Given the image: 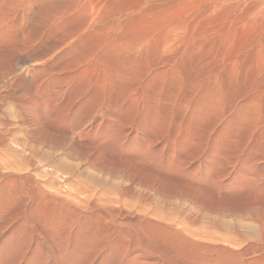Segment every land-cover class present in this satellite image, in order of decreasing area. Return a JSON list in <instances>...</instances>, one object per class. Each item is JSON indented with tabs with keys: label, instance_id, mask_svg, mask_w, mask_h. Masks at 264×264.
<instances>
[{
	"label": "bare ground",
	"instance_id": "1",
	"mask_svg": "<svg viewBox=\"0 0 264 264\" xmlns=\"http://www.w3.org/2000/svg\"><path fill=\"white\" fill-rule=\"evenodd\" d=\"M194 1L196 0H156V2L153 0H0V153L2 151L7 156L9 155L6 157L9 160L11 156L21 161L20 167H23V164L25 166V169L22 168L23 173L26 171L32 172L36 168L42 167L48 173L47 176L49 174L58 176L61 166L63 167V164L68 163L67 159H62V157L61 159L66 161L65 163L62 164L61 159L57 160L60 153L67 155L66 157L70 156L80 160L81 164H90L94 171L96 170L99 174L101 173L112 180H120L113 183L108 179L111 181L110 184L112 185L110 186L114 188L119 200L123 197H136L141 201H147V203L139 202L145 205L148 204L147 206L150 205L151 208L148 207L147 209V206L143 210L140 208L141 206H139L140 209L138 208L146 212L157 207L160 212L153 211L156 215L152 213V217L156 216L157 218L159 214H161L159 217H164L163 212L168 210V212H174L177 217L183 219L182 222L184 221L192 227L202 223L204 225V222L209 220L207 217L212 214L225 218L250 220L252 223L246 224L248 227L251 224L248 231H240L237 227L234 230L239 238L238 240H243L249 250L251 248V250L261 248L258 252L254 251L252 256L251 250H248L250 255L248 258H245L248 254L246 250L244 251L247 254L244 256L241 252L230 253L226 249H219L217 246V249H213L212 245L206 244L209 247L211 246V249H209L201 245L200 241L198 243L190 239L192 236L185 235L187 233H184L185 229L182 231L177 229L176 227L180 226L179 223H177L179 226L177 224L174 226V222L171 225H169V222L168 225L162 223L165 220L162 217L159 218L162 222L158 219L155 221V218L150 217L154 220L151 222L150 220L147 221L144 215L143 218H146L145 223H137L136 220L138 226L132 228L128 224H132V222H126L125 220L127 224L120 223L119 228H116L112 226L110 220L114 215L121 214V212L119 209L118 212L117 207L113 205L110 206L111 208L112 206L115 207L112 208L113 210H110L109 207L108 212H106L107 215L100 216L101 220L99 222L103 221L104 226L100 228L102 223H98L99 225L97 224V227H95V224H92L100 219L95 217L96 215L83 219V221L76 216L77 214L72 217L73 213L71 212L72 214L68 215L71 208L68 209L69 204L66 200H70L71 194L69 198H67L69 195L64 196L67 193L61 195L66 200L53 195L47 201H34L33 196L37 194L38 190L44 189V185L36 183V177L27 175L28 181L36 186L31 185L32 187L28 186L31 189L23 190L24 184L21 186V179H17L14 175L10 176L8 181H4L6 175L3 172L8 171L4 168L3 172L0 173V205L5 207L8 204H17L20 200L21 203L26 196L29 199L32 198L33 202L30 204L29 209L31 210L35 206L32 209L33 216H38L39 220L42 217L45 222L47 220L53 223L56 222L57 227H59L58 233L55 234L54 232L55 237L51 236L52 233H49V235L51 234L52 240L57 241L54 244L58 246L56 248H58L60 259L63 262L66 259L68 260V256H66L68 244L66 243L69 239L65 242L66 234L64 233L66 229L65 226L62 227L61 222L66 221L68 216H71L69 220L74 226L79 223L75 222L74 219L76 218L83 223L78 224V229L75 227V233L78 234H76L75 239L72 240L70 237L75 251L72 255L68 254L70 258L72 256L76 260L80 259L79 261H81V258L86 261L94 253H101L104 257L108 255V261L104 264H264V165L258 169L259 162L262 163V160H264V73L261 74L260 72L259 82L255 84V81L258 80H256L255 70L253 71L254 61L252 57L254 55L249 58L247 56L249 52L243 54L248 59L237 56L244 50L243 45L247 47V42L245 43L242 39L246 38L247 40V37H251L250 35L253 34L255 35L252 36L254 40L252 38L248 39L255 42L257 36L256 33L250 32L252 33L250 34L247 32L253 29L250 26L251 29L244 28L245 31L247 30V34L249 33V36L241 39L244 44L241 42V46L238 42H235L234 38H238L239 35L236 36L238 29L234 30L233 27H229L227 19L221 20V16H216L214 13L215 9L219 8L216 6L218 0H216L214 6L216 8H214L212 16L215 19L219 17L220 21L216 23L217 19L210 20V27H206V23L205 27L201 25L202 30L199 27V31H201L197 35L198 31L196 30V33L195 29L199 26L198 22L205 14L210 13L212 6L210 4V9H205L203 14L198 15L196 8H199L201 3L200 0ZM197 2L200 3V6L194 8L198 4ZM205 2L209 1H204V4H206ZM220 4L222 3L220 2ZM228 4L232 5L230 2ZM237 4L234 8L238 7ZM222 5L221 7H223ZM230 5L227 6L230 7ZM189 8L191 10H188ZM234 8L228 9L229 11L231 9L236 11ZM238 8L237 10L240 9ZM191 11H197V13L192 12L194 14H191ZM187 12L190 14L188 15ZM221 12L222 10H220L219 15H227L226 11L224 14H221ZM245 13L243 14L244 17L248 14ZM227 17L233 19L231 14ZM244 17L243 19H245ZM240 19L242 17L237 20ZM249 21H247L248 24ZM211 22L216 24L213 26ZM236 22L238 24V21ZM230 23L234 24L233 21ZM239 23L243 24L244 22L240 21ZM194 31L200 39L196 38L197 40L192 41L196 36ZM251 43L249 42L248 48L252 46ZM263 45L264 43L259 48L261 49ZM241 49L243 50L241 51ZM239 50L240 52L237 53ZM256 50H258V47ZM234 53H237V55H234ZM258 62L260 64L262 60ZM147 121L161 124L159 130H165V134L161 133V135L157 130V132L149 133L146 138L144 137L142 147L150 150L151 146H161L158 154L153 155L152 150H150L151 156L153 155L154 159L163 154L170 161L160 160V165L157 163L158 166L146 165L148 169H144L145 166L141 168L137 164L140 162L146 163L147 160L144 162L142 160L148 158L147 154L150 153L144 151L143 156L146 158H136L139 162L136 161V166L139 167V169H136V166V168L133 167L134 163L130 162L132 160L129 161L128 155L126 156L128 160L124 158L123 154V157L115 156V148L117 149L116 145L122 142H124V145L126 144L132 131H135L133 128L135 124L139 127L137 130H140L146 126L144 124ZM150 128H152L151 125ZM2 155L4 156V154ZM140 158L142 157L140 156ZM3 159V157L0 158V165L5 166L7 161ZM153 159L152 162H154ZM197 159H200V162ZM12 160L13 158L11 162H13ZM116 160L120 162L117 161V163ZM195 160L199 164L201 163L196 167L200 166L201 172H206L205 174L214 187L225 180L232 179V184L242 191L241 201L237 198L238 200H236L239 203L228 204L225 199L224 203L214 204L212 202L214 198H208V193L212 191L213 186H211L212 188H203L202 184L199 186L198 183V185H194V182H191L195 187L190 186L191 188L182 190L177 186L179 184L178 180L176 182L178 184H175L177 187L166 185L169 179L168 171H173L176 174L182 172L187 168L185 167L187 164L189 165L188 168L192 167ZM80 161L78 164L74 163L73 165L79 167L81 165ZM237 165H240L239 168ZM75 166L72 167L75 168ZM20 167L16 170H19ZM72 167L70 166V168ZM162 167L167 168L166 173L162 171L164 170ZM88 168L90 171V167ZM93 168L91 169L93 170ZM231 168L232 171L238 168V171L232 174ZM85 169L87 170V168ZM63 171H61V175ZM89 171L88 174L93 172L89 173ZM66 173L72 175L71 177L82 178V174L76 173L74 169L68 172L65 171ZM171 173L170 176H172ZM88 174L87 178H89ZM94 174L92 173L91 176ZM40 178H42L41 175ZM43 178L46 180L47 177ZM96 178L98 180L99 177ZM190 178L194 179L193 177ZM27 179L25 180L27 181ZM61 181L63 180L61 179ZM175 181L173 180V182ZM29 182L27 183L29 184ZM66 182L70 183L71 181ZM184 182L189 184V181L184 180ZM108 183L107 181L103 182L105 186L109 185ZM140 184L145 187L144 190L148 188L146 194L144 190H141V192L144 191L143 193H139V191L136 194L135 185L140 186ZM47 185H49V182ZM47 185L45 182V187ZM53 186V190L56 191L58 185L55 189ZM105 186L104 188H110ZM64 189L67 191V188ZM73 191L75 190L73 189ZM153 191L156 193H153ZM198 191L207 192L206 201L204 197L203 199L200 198L203 195ZM216 191L218 190L216 189ZM114 192H112L113 195ZM150 194L157 195V198L154 199L157 200V203L151 200ZM228 194L227 191V197H229L227 200H230ZM236 194L235 198L239 197V194L237 196ZM211 195L209 197L216 196V194ZM29 199L24 203L26 205L25 209L29 205ZM172 199H177V201L178 199H185L193 207H198L199 210L204 209L205 211L202 210V212L204 211L208 216L199 215L198 217L193 215V207H188V209L186 206H181L184 202L179 205V202L175 204L171 201ZM81 201H83L82 198L79 202L82 203ZM133 202H136V199ZM20 203L18 206L22 207ZM68 203H71V201ZM122 203L126 204V202ZM136 203L131 201V206H135ZM70 205L72 207V204ZM81 205H84V203ZM86 205L90 206L88 203ZM121 206L123 205L121 204ZM0 207L2 208V206ZM1 208L0 221L2 219L3 224L17 217L16 210H14V213L11 212L13 214L8 215L7 212L12 208L7 211L5 209L6 212ZM132 209L128 211L131 212ZM199 210L196 209L198 214L200 213ZM128 211L126 213H130ZM136 211L138 213L142 212L134 210V212ZM88 212L90 213V211ZM131 213L133 214V211ZM100 214L98 213V215ZM132 214V218H135V215ZM172 216H169V218L171 219ZM80 218H85V216ZM29 219L31 220L30 217ZM32 219L34 218L32 217ZM212 219L206 223L210 224L211 227H217L216 220L211 221ZM185 227H187V230L190 229L188 226ZM50 228L53 230L55 227L50 226ZM85 228L88 231L87 237L84 235ZM70 230L73 232L72 227ZM195 230L193 229V231ZM201 230L198 232L203 233V229ZM67 236L71 235L68 234ZM196 237H199V235ZM199 239L201 238L199 237ZM71 240H69L70 243ZM214 240L216 241V239ZM209 241L208 243H214L213 240ZM6 246L8 247L9 244ZM238 246L236 245L235 249H239L241 245ZM206 248L211 250L212 253H210L211 251L207 253ZM67 249L69 250V247ZM85 249L87 254L89 253L88 249H90V255L86 258L85 256L81 257ZM244 251L243 253H245ZM14 252L16 253L15 250ZM75 259L73 264L76 261ZM68 261L70 262V260ZM69 262L68 264H70Z\"/></svg>",
	"mask_w": 264,
	"mask_h": 264
},
{
	"label": "rangeland",
	"instance_id": "2",
	"mask_svg": "<svg viewBox=\"0 0 264 264\" xmlns=\"http://www.w3.org/2000/svg\"><path fill=\"white\" fill-rule=\"evenodd\" d=\"M153 1H155L156 2V0H153ZM197 1V0H196ZM196 1H194V2H196ZM204 1H206V0H200L199 2L201 3V6H200V3L199 2H197L198 4H196L197 6H194V8H196V7H199V8H196L197 9V11H198V15H201V14H203L204 13V11H205V9H207L208 10V8L210 9V7L212 6V8H211V11H210V13H208V14H205L204 16H203V18H204V20H203V18H201L200 19V21L198 22V24H199V26L195 29V31L197 30L198 31V33H197V31H196V33H197V35L199 34V32L202 30L201 28L202 27H200L201 25L202 26H204L205 27V25L207 24V26L206 27H210V20H216V23L217 22H219L220 20L216 17V19H215V17L213 18V14L215 13V15L216 16H221L220 18H221V20H228L227 21V23L230 25L229 27H233V29L234 30H237L236 32H238V33H236V36H237V34H239L238 35V38L236 37V38H234V41L235 42H238L240 45H241V42H242V44H244V41H245V43L247 42V47L245 46V45H243V47H244V50L243 49H241V53H239L240 52V50L239 51H237V53H239V55H237V53H234V55H237L238 57H245L246 59H248V57L249 58H251V56L252 55H254L252 58H253V64H254V68H253V71L255 70V75L257 76V78H256V80H258L259 78L258 77H260L259 75H261V74H263L264 72V64H262V63H264V51L263 52H260V51H262V50H264V45L263 46H261L262 48V50L259 48L260 47V45H262L263 43H264V0H239V1H235V0H229V1H227V0H225V1H219L218 0V2L215 0H208L209 2H205L206 4H204ZM233 1V2H232ZM163 2H166V1H163ZM217 2V3H216ZM220 2L223 4V3H227V4H220ZM232 3V5H230V4H228V3ZM239 2V3H238ZM207 3H208V5H207ZM213 3V4H212ZM215 3H216V6L217 7H219V8H217V9H215V11H214V8H216V7H214L215 6ZM237 4L238 5V7H239V5H241L239 8L241 9H239L238 7V9L239 10H237V8H234L236 5L235 4ZM241 3V4H240ZM253 5H252V4ZM210 4H211V6H210ZM218 4V5H217ZM245 4H247V5H245ZM193 5H194V3L192 4V9H193ZM220 5V6H219ZM221 5L223 6V7H221ZM230 5V7H228V6ZM234 5V6H233ZM249 5V6H248ZM210 6V7H209ZM225 6V7H224ZM227 6V7H226ZM253 6V7H252ZM205 7V8H204ZM223 8V9H221V8ZM231 7H233L234 9H236V11H234L233 9H231V10H233V12H231V10L229 11V9L231 8ZM247 7V8H246ZM258 7V8H257ZM263 7V8H262ZM203 8H204V10H203ZM227 8V9H226ZM229 8V9H228ZM244 8V9H243ZM253 8V10L251 11V9ZM195 9V10H196ZM198 9H200V10H198ZM226 9V10H225ZM188 10H191V8H189ZM202 10V11H201ZM219 10V11H218ZM220 10H222V12H221V14H224L225 13V11H226V13H227V15H219V13H220ZM228 10V11H227ZM244 10V11H243ZM197 11H195L196 13H197ZM213 11H214V13H213ZM241 11V12H240ZM261 11V12H260ZM190 12V11H189ZM192 12H194V11H191V14H194V13H192ZM199 12H201V13H199ZM237 14H236V13ZM240 12V13H239ZM244 12V13H243ZM245 12H247L248 14L244 17V15L243 14H246ZM228 13H230L231 14V17H233V19L232 18H230V17H227V16H230V14H228ZM232 13H233V15H232ZM239 13V14H238ZM255 13V14H254ZM262 13H263V15H262ZM183 14H185V13H183ZM187 14L189 15L190 13H188L187 12ZM237 16H236V15ZM252 14H254V15H252ZM260 15V16H259ZM212 16V17H211ZM236 16V17H235ZM223 17H224V19H223ZM235 17V18H234ZM242 17V19H240V20H237V19H239V18H241ZM243 17L246 19H243ZM251 17H253V18H251ZM259 17V18H258ZM208 18V19H207ZM210 18V19H209ZM230 18V19H229ZM249 18L251 19L250 21H252L253 23H254V25H253V23L252 22H250L249 21ZM254 19H255V21H254ZM257 19V20H256ZM231 20V21H230ZM202 21V22H201ZM204 21V22H203ZM206 21H209V22H206ZM234 22V24H232V23H230V22ZM236 21H238V24H237V22ZM240 21H243L244 23L242 24V23H239ZM247 21H249V24H248V22ZM256 21H258V22H256ZM246 22V23H245ZM201 23V24H200ZM204 23V24H203ZM206 23V24H205ZM215 22H214V24H216ZM251 23V24H250ZM197 24V25H198ZM214 24H213V22H211V25H213L214 26ZM258 24V25H257ZM243 25V26H242ZM245 25V26H244ZM247 25H248V27H247ZM257 25V26H256ZM260 25V26H259ZM240 26V27H239ZM256 31L257 30V32H255L253 29H251V27ZM199 27H200V31H199ZM235 27V28H234ZM238 27V28H237ZM250 27V28H249ZM251 29V30H249V31H247V32H252V33H256V36L257 37H255V42L253 41L254 39V37L252 38V36H255V35H253L252 33H250V34H252V35H250L251 37H247V36H249L248 34H247V32L245 31V29ZM239 29H241V31H239ZM260 29V30H259ZM244 30V31H243ZM261 30H263V31H261ZM195 31H194V33H195ZM243 31V32H242ZM254 31V32H253ZM260 32H261V34H260ZM196 33L194 34V35H196ZM242 33H243V35H242ZM246 33V34H245ZM246 36H245V35ZM197 35L193 38V40L192 41H195V40H197L198 38L200 39V37H197ZM241 36H243V37H241ZM244 37H247V40H246V38L245 39H242V38H244ZM197 38V39H196ZM240 38V39H239ZM248 38H252V39H248ZM238 39V40H237ZM244 40V41H242V40ZM260 40V41H259ZM251 41H253V43H251ZM249 42L252 44V46H251V44H250V46L251 47H249L248 48V45H249ZM261 42H263V43H261ZM256 43H259V44H256ZM261 43V44H260ZM256 46V45H258V46H254V45ZM242 46V45H241ZM258 47V50H256V48ZM242 48V47H241ZM253 49V50H252ZM251 51V52H250ZM254 51V52H253ZM256 51H258V52H260V53H257ZM249 52V55L247 54V56L246 55H244L243 56V54H246V53H248ZM251 53V54H250ZM253 53V54H252ZM257 53V54H256ZM241 54H242V56H241ZM259 54H261V55H259ZM256 55H257V57L259 58V60L261 61L262 60V63H260L259 64V62L257 63V61H259V60H257L258 58L256 57ZM261 56V57H260ZM255 58V59H254ZM261 58V59H260ZM256 67H258V68H256ZM260 69V70H259ZM262 69V70H261ZM252 71V72H253ZM260 72H261V74H260ZM258 82H259V80L258 81H255V84H258ZM153 123V122H152ZM151 123V121H147V123H145L144 125H146V126H144L142 129H140V130H137L139 127L137 126V124H135L134 125V130L135 131H132V134H131V136H129V138H128V140L126 141V144L124 145V142H122V143H120V144H118V145H116V147H117V149L115 148V156H117V157H123V155H124V158H126L127 159V155H128V158H129V161L130 160H132V161H130L131 163H134L133 164V167H135L136 166V164H137V159H145L146 157L145 156H143L144 155V151H145V153H146V151L149 153L150 152V150H152L151 152H153V155H155V154H158L159 152L158 151H160V148H161V146L160 147H157V145H155V146H151V148H150V150L149 149H146V148H143L142 147V145H143V140H145V138L147 137L146 135H148L149 133H151V132H160L159 134H165V130H159V127L161 126V124H159L158 122H156L154 125L156 126H154L153 124ZM158 124V125H157ZM150 125H151V127L152 128H150ZM153 125V126H152ZM158 126V127H157ZM155 129V130H154ZM157 130V131H156ZM144 132V133H143ZM135 133V134H134ZM138 135H137V134ZM161 134V135H162ZM133 135H135L134 137H133ZM142 136V137H140V136ZM137 136H139V137H137ZM145 137V138H144ZM134 140H135V143H134ZM130 142H133V143H130ZM140 145H139V144ZM136 144V145H135ZM138 146V147H137ZM140 146H141V148H140ZM124 147V148H123ZM134 147V148H133ZM126 148H127V151H126ZM129 148V149H128ZM137 148V149H136ZM153 148H154V150H153ZM146 149V150H145ZM162 149H163V147H162ZM135 150V151H134ZM137 150V151H136ZM131 151V152H130ZM136 153V154H133V153ZM142 152V153H141ZM151 152L149 153V154H147V156H148V158H146L145 160H142L143 162L144 161H146L147 160V162L145 163H142V162H140V163H142V164H140L139 162V164H137V166L139 165V167H141L142 168V166H145V167H143L144 169H148L147 168V166L146 165H157L158 166V164L160 165V160H165V161H170V159L167 157V156H165L164 157V155L163 154H161V156L160 155H158L157 156V158H154L153 159V155L151 156ZM162 152V151H161ZM160 152V153H161ZM4 154V156L2 155V154ZM1 156L4 158L3 160L5 161V159H6V161L8 162H11V159L13 158V162H11V163H7L6 162V167L5 166H3L2 164L0 165V168H2V169H0L1 171H0V173H2L3 172V170H4V168L5 169H7L8 171H4L3 172V174L4 175H6V177H5V180L4 181H8V178L10 177V176H16V178L18 179H21L20 181H21V186H23L22 184H24V186H23V190L24 189H28L29 187L28 186H34L35 184L34 183H32L31 181V183L28 181V179L26 178V177H28L29 175H32V177H36V180L38 181H36V183H38L39 185H41V184H43L42 186H43V188L44 189H40V190H38L37 191V194L36 195H34L35 197H37V198H35L34 196H33V199H34V201H36V200H45V201H47V200H49L51 197H53V195L54 196H57V197H60V198H64L65 200H66V196L67 195H69V196H67V198H69L70 197V194L72 195L69 199L70 200H66L67 201V204H69L68 205V209H70L69 210V212H68V215H71L72 213V217L74 216V215H76L79 219H81L82 221H83V219L85 220V219H88V217H90V216H94V215H96L95 217H98V218H100V219H98L97 220V222L96 223H93L92 225H94L95 224V227H97V224L99 223H102V225L100 224V228H102V226H104L103 224V221H101V222H99L100 220H101V215L103 216L104 214L105 215H107V213L106 212H108L107 210L109 209V207L111 206V205H113V206H116L117 208V210L119 209L120 210V212H121V214H117V215H114V217H112V219L110 220V219H108V220H110V222H112V226H115L116 228H119V225H120V223L122 224V223H126V222H132V224H130V223H128L132 228H134L133 226H138L137 225V223H140V222H142V223H145L146 222V220L147 221H157V219H158V221H161V219H159V218H163V222L162 223H165V224H167L168 225V222H169V225H171V223H173L174 222V226H176V224L177 223H179V225L181 226H179L178 224V226L180 227H176L177 229H180L181 231L182 230H186V231H184V233L185 232H187V233H185V235H187L188 237H191L190 239H192V240H194L195 242H198V241H200V244L201 245H203V246H205V247H207V248H209V249H211V246L209 247V246H207V245H212V248L213 249H217L216 248V246L219 248V249H226L227 251H229L230 253H233V252H241L244 256H245V258H248V256L250 257V255H249V252H248V250H249V247L246 245L245 246V243H244V241L243 240H238L239 238L237 237V235H236V232H235V230L234 229H236V227H237V229L238 230H240V231H248L249 230V228L251 227L250 225H249V227H248V225H246V224H248V223H252L250 220H248L247 221V219H232V218H230V217H222V216H219V215H216V214H212V215H210V217L208 216V214H206L204 211V209H198V207H193V205L192 204H189L190 202L189 201H187V200H185V199H178V201H177V199H172L171 201L172 202H175V204L176 203H178L179 202V205H181L183 202H184V204L183 205H181V206H186V208H191V207H193L192 208V213H194L193 215H197L198 217H199V215H201V216H205V217H207L209 220L210 219H212V216H214L213 217V219L211 220V221H215L216 220V222H217V227H211L210 226V224H208V223H206V222H208L209 220H207L206 222H204V225H203V223L202 224H200V225H196V226H189L188 224H186L184 221V223L181 221V220H183L182 218H179V217H177V215L174 213V212H168V210L167 211H165V212H163L164 213V217L163 216H160L159 217V215H161V214H159L158 216H157V218H156V216H154V214H155V212H153V211H157V212H160L159 211V209L157 208V207H155V208H152V209H150L151 207H150V205L149 206H147L148 204H142V203H147V201L146 202H144L143 200L141 201V199H137L136 197H123V198H121L120 200L117 198L118 196L115 194V190H114V188H112L110 185H112V184H110V182L112 181L113 183H115V182H118V181H120V180H118V179H109L108 177H106V176H104V175H102L101 173L99 174L96 170L94 171V168L90 165V164H86V163H82L81 164V161L80 160H77V159H74V158H72V157H70V156H68V157H66L67 155H65V154H62V153H57V154H59V156L57 157V160H60L61 159V157H62V159H67V162L70 164H68V163H65L66 161H63L62 159L60 160L61 162H62V164L63 163H65V164H67L68 165V167H67V165H65V164H63V167L61 166V170H59V172H58V174L60 175V177H59V175L58 176H56L55 174L53 175H51V174H49L48 176H47V174L48 173H46V170L44 169V168H42V167H40V168H36L35 169V171H32V172H27L26 170V172H22V170L23 169H25V166H24V164H23V167H20V164H22V162L21 161H19L17 158H14V157H11L10 156V160L9 159H7L6 157H8L4 152H2L1 151ZM117 153V154H116ZM128 153V154H127ZM131 153H132V156H131ZM123 154V155H122ZM126 154V155H125ZM183 155H184V152L182 153ZM64 155V156H63ZM151 157H150V156ZM0 156V158L2 159V157ZM130 156V157H129ZM134 156V157H133ZM140 156L142 157V158H140ZM138 157V158H137ZM144 157V158H143ZM71 158V159H70ZM137 158V159H136ZM153 159V161L154 162H152L151 160ZM164 158V159H163ZM15 159V160H14ZM74 160V162H73V160ZM150 159V160H149ZM18 160V162H20V163H18V162H16ZM69 160V161H68ZM128 160V159H127ZM134 160V161H133ZM151 162V163H148L149 161ZM199 162H200V159H197ZM197 160H195V162L193 163L194 165H192V167H189L188 168V164L185 166V167H187V168H185L184 169V171H182V172H178L177 174L175 173V172H173V171H165L167 168H164V167H162V169H164V170H162L163 172L165 171V173L167 172V174H168V176H169V179H168V182L170 181V177H171V181L168 183H166V185H170L169 187H177L178 186V188L180 187V189H182V190H184L185 188H191L190 186H194L195 184H199V186H201L200 184H202V187L203 188H212L211 186H213V188H212V191L210 192V193H208L209 194V196L211 195V193H212V195L211 196H213L214 194H216V196L214 197H209L208 196V194H206V193H204L205 191H198L200 194H202L203 196L202 197H200V198H202L203 199V197H204V199H205V201H206V197L208 196V198L209 199H211V198H219V200L221 199L222 201L220 202L219 200H217V198H216V200H214V199H212V202L215 204V203H224V200H225V202L227 203L228 202V204H237V203H239L237 200V198H239V200H240V198H241V193H242V191H241V189H237V186L236 185H234V184H232V179H230V180H225V181H223V183H219L218 185H216L215 187H214V185L210 182V179L208 178V176L205 174L206 172L205 171H203V172H201V170L199 169L200 168V166H198V167H196L198 164H199V162L197 161ZM79 161H80V166L78 167V165H73L74 163L75 164H78L79 163ZM120 162L119 160H116V162ZM137 161V162H136ZM264 160H262V163H260L259 162V165H258V169H260V167H262L263 165H264V162H263ZM14 162H16L15 164H13ZM117 162V163H118ZM136 162V163H135ZM162 162V161H161ZM156 163V164H155ZM158 163V164H157ZM7 164H9V166L12 168H10L9 166H7ZM19 164V165H18ZM145 164V165H144ZM15 165H17V166H15ZM87 167H86V166ZM199 165H201V163L199 164ZM3 166V167H2ZM70 166L72 167V166H75V168H70ZM136 166V167H137ZM238 166V168H239V166L240 165H237ZM15 167V168H14ZM20 167V169L18 170H16V168H19ZM83 167V168H82ZM88 167H90V171H89V168ZM135 167V168H136ZM139 167H137L136 169H139ZM149 167V166H148ZM264 167V166H263ZM23 168V169H22ZM80 168V169H79ZM85 168H87V170L85 169ZM91 168H93V170L91 169ZM238 168H236L235 170L233 169V171H232V168H231V172H232V174H234L235 172H237L238 171ZM10 169V170H9ZM44 169V170H43ZM64 171H63V170ZM72 169H74L75 171H76V173L78 172V173H80V174H82V178L81 177H77V176H75V177H71L72 175H69V174H65V171H70V170H72ZM197 169V170H196ZM199 169V170H198ZM256 169H257V167H256ZM11 170H14V171H17V172H11ZM43 170V171H42ZM81 170H83L82 172H79V171H81ZM186 170V171H185ZM194 170H195V172H194ZM202 170H204V169H202ZM20 171V172H19ZM24 171V170H23ZM61 171H63L62 172V175H61ZM86 171H87V173H86ZM88 171H89V173L90 172H92L93 174L96 172V174H98L96 177H101V179H99L98 178V180H97V178L95 177V175L96 174H94V175H92L91 176V174L92 173H90V174H88ZM34 172V173H33ZM40 172V173H39ZM172 172V173H171ZM185 172V173H184ZM193 172H194V175H193ZM197 172V173H196ZM199 172V173H198ZM10 173H15V174H10ZM29 173V174H28ZM40 174L41 175V177L42 178H40V175H38V174ZM46 175H45V174ZM64 173V174H63ZM84 173H86L85 174V176H86V178H85V176H83L84 175ZM170 173H171V175L172 176H170ZM196 173V174H195ZM20 174V175H19ZM26 174V175H25ZM87 174L89 175L88 177L89 178H87ZM182 174H183V176H182ZM28 175V176H27ZM35 175V176H34ZM37 175V176H36ZM68 177V175H69V177L67 178L66 176ZM0 176H1V174H0ZM21 176H23V177H25V179H27V181L25 180V179H23V177H21ZM39 176V178H37ZM49 177L48 178V180H47V178H46V180L49 182V185H47V181L45 180V178H43V177ZM53 176V177H52ZM56 176V177H55ZM61 176H65L64 178L63 177H61ZM175 178H174V177ZM183 178H181V177ZM187 176V177H186ZM189 176V177H188ZM203 176V177H202ZM70 177H71V179H70ZM77 177V178H76ZM93 177V178H92ZM103 177H105L104 178V180H103ZM179 177V178H178ZM190 177H193L194 179H191ZM60 178V179H59ZM72 178H73V180H72ZM75 178V179H74ZM92 178V179H91ZM107 178V179H106ZM185 178H187L188 180H186ZM44 179V180H43ZM52 179V180H51ZM61 179L63 180V181H61ZM70 179V180H69ZM89 179V180H88ZM93 179H95L94 181H92ZM106 179V180H105ZM111 180V181H109V180ZM182 179V180H181ZM191 181H190V180ZM199 179V180H198ZM205 179V180H204ZM40 180V181H39ZM57 180H60L61 181V183H60V181H57ZM78 180V181H77ZM115 180V181H114ZM173 180L175 181V182H173ZM177 180H178V182H179V184L178 183H176L177 182ZM184 180L185 181H189V184H186L185 182H184ZM25 181H26V183H25ZM66 181H68V182H70L71 183V185H70V183H67ZM97 181V182H96ZM99 181H101L100 183H101V185H100V183H98ZM104 181H107V182H109L108 184L109 185H106L107 187H110L109 189L108 188H104V184H103V182ZM181 181V182H180ZM197 181H199V182H197ZM206 181V182H205ZM27 182H29V184L27 183ZM44 182V183H43ZM45 182H46V185H47V187H45ZM53 182V183H52ZM58 182V183H57ZM65 182V183H64ZM191 182L194 184V185H192L191 184ZM201 182V183H200ZM205 182V183H204ZM209 182V183H208ZM4 183V182H3ZM98 183V184H97ZM182 183H184L185 184V186H184V184H182ZM188 183V182H187ZM26 184H27V187H26ZM51 184H53L52 186L54 187V189H55V187L58 189H55L56 191H54L53 190V188H52V186H51ZM73 184V185H72ZM177 186H176V185ZM197 184V185H198ZM38 185V186H39ZM103 185V186H102ZM181 185V186H180ZM208 185H210V186H208ZM222 185V186H221ZM31 186V187H32ZM36 186V185H35ZM50 186V187H49ZM72 186V187H71ZM100 186H102V187H100ZM105 186V187H106ZM136 187V189H135V192H136V194H138V192L139 193H143L144 191V193L146 194V191L148 190V188H146L145 190H144V188L145 187H143L142 186V184H140V186H138V185H135ZM189 186V187H188ZM208 186V187H207ZM236 186V187H235ZM26 187V188H25ZM31 187L29 188V189H31ZM49 187V188H48ZM67 188V191H66V189H64V188ZM181 187H184V188H181ZM195 187V186H194ZM236 189H235V188ZM48 188V189H47ZM52 188V189H51ZM61 188H63V189H61ZM69 188V189H68ZM94 190H93V189ZM139 188H142V189H139ZM225 188V189H224ZM228 188V189H227ZM22 189V188H21ZM75 190V191H73L72 192V190ZM111 189H113V190H111ZM216 189L218 190V191H216ZM224 189V190H223ZM231 189H232V192H231ZM60 190V191H59ZM62 190V191H61ZM77 190V191H76ZM141 190H144V191H142L141 192ZM213 190H215L216 191V193H215V191H214V194H213ZM68 191H69V194H68ZM72 193H71V192ZM222 191V192H221ZM227 191H228V196H230V200L228 199L227 200V198H229V197H227ZM235 191V192H234ZM43 192H46V193H43ZM48 192V193H47ZM60 193V195H59V193ZM78 192V193H77ZM83 192V193H82ZM112 192H114V195H113V193ZM240 192V193H239ZM57 193V194H56ZM63 193L64 194H66V195H64L65 197H63V196H61V195H63ZM74 193V194H73ZM112 193V194H111ZM153 193H156V192H154L153 191ZM220 193V194H219ZM231 193V194H230ZM235 193H237L236 194V196L239 194V197L237 196L236 198H235V194H234V196H233V194ZM80 196V198H79V196ZM110 194V195H109ZM200 194H197V195H200ZM224 194V195H223ZM87 195V196H86ZM154 195H155V197H154ZM150 194V198H151V200H154V199H156L157 197V195L156 194ZM204 195H206V196H204ZM219 195V196H218ZM75 196H77V197H75ZM88 197V198H86V197ZM95 196V197H94ZM109 196V197H108ZM113 196V197H112ZM226 196V197H225ZM72 197H74L73 199H72ZM97 197V198H96ZM153 197V198H152ZM224 197V198H223ZM77 198H79V199H77ZM81 198H82V200L83 201H81L82 203H80L79 201L81 200ZM111 198V199H110ZM115 198V199H114ZM117 198V199H116ZM124 198H125V201H124ZM128 198V199H127ZM130 198V199H129ZM207 198V200H209ZM231 198H233V199H231ZM27 199H29L28 198V196H26V197H24V199H22V202L20 203V201L19 202H17V204H8V205H5V207L3 206V205H0V206H2V210H4L5 211V209H6V211L7 210H10L11 208V210H13V211H9V212H7V214L8 215H11V214H13L15 211L14 210H16V213H17V217L16 218H14V219H12V220H10V221H7V223L6 222H4V224H3V221H2V219H1V221H0V223H1V225H0V264H68V260H70V264H73V262H74V259L75 258H72V256H71V258H70V256L69 255H72L73 253H74V251H75V247H74V245H73V241L72 240H74L75 239V236H76V234H77V232L75 233V227H77V229H78V224H80V222H81V224H83L82 223V221L80 220V221H78L79 219L78 218H76V219H74L75 220V222L77 221V222H79V223H77V224H75V226L73 225V223L72 222H70V217L71 216H68V219L66 220V221H62L61 222V224H62V227H64L65 226V229H66V232L64 233V234H66V237H65V242L69 239V240H71V243H70V241L68 242L67 241V243L66 244H68V246L67 247H69V250L67 249V247H66V256H68V260L66 259V261H62L61 259H60V256H59V251H58V248H56V247H58V246H55V244H54V242H57V241H54V240H52L51 239V237H50V235H49V233H52V235L51 236H53V237H55L54 235L55 234H57L58 233V231H59V227H57L58 225H57V223L56 222H51L50 220H47L46 222H45V220H43V218L42 217H40L41 219L39 220V218H37L38 216H33L34 214V212H32V209L35 207H33L31 210L29 209V207H30V204H32V198L31 199H29L30 200V202H29V205H27V210L25 209V207H26V205L24 204L25 202H26V200ZM131 199H136V202H138V203H136V202H133V200H131ZM201 199V200H202ZM237 199V200H236ZM73 200H74V202H73ZM78 200V201H77ZM98 200H99V202H98ZM121 200H122V202H126V204L124 205L122 202H121ZM138 200V201H137ZM181 200V201H180ZM214 200V201H213ZM71 201V203H68V202H70ZM86 201V202H85ZM87 201H89V202H87ZM131 201H132V203H136L135 204V206H131ZM139 201H141V202H139ZM155 201V200H154ZM157 201V200H156ZM155 201V202H156ZM210 201V200H209ZM236 201V202H235ZM241 201V200H240ZM75 204L76 203V205H74L73 203ZM90 202H92V203H90ZM182 202V203H181ZM231 202V203H230ZM20 203V205H22V207H19L18 206V204ZM78 203H80V204H78ZM84 203V205H85V207H84V205H81V204H83ZM86 203H88L90 206H88V205H86ZM115 203V204H114ZM141 203V204H140ZM157 203V202H156ZM208 203V202H207ZM209 203H211V201L209 202ZM70 204H72V207H71V205ZM99 204V205H98ZM106 204H108V205H106ZM110 204V205H109ZM121 204L123 205V206H121ZM186 204V205H185ZM14 205V206H13ZM15 205H17V206H15ZM25 205V206H24ZM134 205V204H133ZM145 207H144V206ZM191 205V206H190ZM8 206H9V208H8ZM74 206V207H73ZM78 208H77V207ZM80 206V207H79ZM82 206H83V208H82ZM86 206H87V208H86ZM106 206H107V209H106ZM112 206V208H115V207H113ZM128 206V207H127ZM139 206H141L140 208L143 210V208H146V206H147V209H148V207H150L149 209H150V211L148 212H146V211H142V210H139L140 208H139ZM88 207H90V209H88ZM93 207V208H92ZM95 207V208H94ZM122 207V208H121ZM127 208V209H125V208ZM130 207V208H129ZM134 208V209H132V208ZM137 207V208H136ZM8 208V209H7ZM13 208H15V209H13ZM21 208V209H20ZM82 210H81V209ZM111 207H110V210H113ZM139 208V209H138ZM157 208V209H156ZM188 208V209H189ZM18 209V210H17ZM76 209H78V210H76ZM86 209H88V210H86ZM130 209H132V211H133V214L130 212V211H128V210H130ZM147 209H144V210H147ZM195 209V210H194ZM196 209L197 210H199V212L201 213H197L198 211H196ZM23 210H25V211H23ZM74 210H76V211H74ZM93 212H92V211ZM96 210V211H95ZM119 210H118V212H119ZM122 210V211H121ZM134 210H138L139 212L140 211H142V212H140V213H138L137 211L136 212H134ZM202 210H204L203 212H202ZM5 211V212H6ZM29 211H30V214H29ZM88 211H90V213H92V214H90ZM99 211H101V212H99ZM126 211H128V212H130L133 216L135 215V218L133 217L132 218V216H131V214L130 213H126ZM170 211V210H169ZM195 211V212H194ZM11 212H13V213H11ZM28 212V213H27ZM72 212V213H71ZM75 212V213H74ZM81 212V213H80ZM85 212H87V213H85ZM105 212V213H104ZM125 212V213H124ZM147 214H146V213ZM151 212V213H150ZM156 212V213H157ZM207 212V211H206ZM10 213V214H9ZM98 213L100 214V215H98ZM142 213V214H141ZM152 213H154L153 214V216L154 217H152L151 216V214ZM162 213V212H161ZM163 213H162V215H163ZM203 213H204V215H203ZM207 213H209V212H207ZM22 214V215H21ZM25 214V215H24ZM32 214V215H31ZM81 214L82 216H85V218H80V217H82L81 215L79 216V215ZM123 214H125V215H127L126 217H125V215L124 216H122ZM141 214V215H140ZM206 214V215H205ZM210 214V213H209ZM29 215V216H28ZM88 215V216H87ZM128 215H130L129 217H128ZM140 215V216H139ZM145 215V216H144ZM147 215V216H146ZM148 215H150V216H148ZM156 215V214H155ZM173 215V216H172ZM176 215V216H175ZM24 216V217H23ZM28 216V217H27ZM122 216V217H121ZM143 216L144 217H146V218H143ZM166 216V217H165ZM169 216H172V218L175 220L176 219V217H177V219L174 221H172L170 218H169ZM29 217L31 218V220L29 219ZM32 217L34 218V219H32ZM117 217H120V218H117ZM150 217H152V218H155L154 220H152V218H150ZM169 219H168V218ZM110 218V217H109ZM117 218V219H116ZM138 218V219H137ZM167 218V219H166ZM218 218H221V219H218ZM225 218V219H224ZM78 219V220H77ZM130 219V220H129ZM144 221H143V220ZM146 219V220H145ZM122 220V221H121ZM125 220H126V222H125ZM136 220H137V223H136ZM141 220V221H140ZM171 220V221H170ZM239 220V221H238ZM41 221V222H40ZM51 223H50V222ZM139 221V222H138ZM29 222V223H28ZM33 222V223H32ZM36 222V223H35ZM42 222H43V224H42ZM50 224H49V223ZM68 222V223H67ZM116 222V223H115ZM133 222H135L134 224H133ZM235 222V223H234ZM240 222V223H239ZM244 222H246L245 224H242V223H244ZM67 223V224H66ZM70 223V224H69ZM219 223H220V225H219ZM233 223V224H232ZM237 223V224H236ZM45 224V225H44ZM48 224V225H47ZM71 224H72V226H71ZM98 224V225H99ZM127 224V223H126ZM184 224H186V225H184ZM207 226H206V225ZM241 224V225H240ZM56 225V226H55ZM49 227V228H46V227ZM50 226H52V228L53 227H55L53 230L50 228ZM185 226H188V228H190V229H188L187 230V227H185ZM199 226L201 227L200 229H199ZM220 226V227H219ZM222 226V227H221ZM226 226V227H225ZM228 226V227H227ZM230 226V227H229ZM234 226H235V228H234ZM241 226V227H240ZM33 227V228H32ZM70 228L71 229V227H72V229H73V232H72V230H70V229H68V228ZM74 227V228H73ZM191 227H192V229H191ZM199 229H197V228ZM209 227H211V228H213V229H211V228H209ZM224 227V228H223ZM209 228V229H208ZM226 228V229H225ZM47 229V230H46ZM49 229V230H48ZM64 229V230H65ZM193 229L195 230H198V231H200L201 229H203V231L204 232H207L205 235L203 234V233H201V232H198V231H193ZM211 229V230H210ZM216 229V230H215ZM224 229V230H223ZM46 230V231H45ZM68 230V231H67ZM82 230H83V228H82ZM81 230V232L83 233V231ZM209 230V231H208ZM218 230V231H217ZM234 230V231H233ZM86 231V232H85ZM85 231H84V235H86V237H87V230H86V228H85ZM193 231V232H192ZM202 231V230H201ZM223 231V232H222ZM54 232H55V234H54ZM216 232V233H215ZM225 232H227V233H225ZM72 233V234H71ZM194 234V235H192V234ZM197 233V234H196ZM210 233V234H209ZM222 233H223V235H222ZM229 233V234H228ZM230 233H231V235H230ZM46 234V235H45ZM71 235V236H67V235ZM75 234V235H74ZM189 234V235H188ZM216 235V236H213V235ZM222 236H221V235ZM227 234V236H230V237H227V236H225ZM232 234H234V235H232ZM78 235V234H77ZM81 235V234H80ZM199 235V237L201 238V239H199V237H196V236H198ZM201 235V236H200ZM204 235V236H203ZM207 235V236H206ZM65 236V235H64ZM194 236V237H193ZM211 236V237H210ZM224 236H225V238H224ZM234 236V237H233ZM42 237H43V239H42ZM70 237H71V239H70ZM202 237H204V238H202ZM216 237V238H215ZM194 238H196V239H198V240H195ZM212 238V239H211ZM222 238V239H221ZM228 238V239H227ZM233 238V239H232ZM214 239H216V241L214 240ZM236 239V240H235ZM44 242H43V241ZM205 241L204 243H203V241ZM207 240V241H206ZM212 241V242H214L213 244H211V242L210 241ZM221 240V241H220ZM51 241V242H50ZM53 241V242H52ZM208 241L210 242V243H208ZM223 241V242H222ZM226 241V242H225ZM233 241V242H232ZM235 242V243H234ZM237 242V243H236ZM241 242H243V243H241ZM14 245H13V244ZM199 243V242H198ZM241 243V244H240ZM9 244V246L7 247L6 245H8ZM17 244V246H15ZM34 244V245H33ZM53 244V245H52ZM58 244V243H57ZM56 244V245H57ZM70 244V245H69ZM207 244V245H206ZM215 244H219V245H215ZM235 244V245H234ZM231 245H233V246H231ZM236 245H241L242 246V248H241V246L239 247V249H235L236 248ZM5 246H6V248H5ZM222 246H224V247H222ZM235 246V247H234ZM74 247V248H73ZM221 247V248H220ZM227 247V248H226ZM232 247H234V248H232ZM246 247H248V248H246ZM258 247V246H257ZM17 248V249H16ZM74 250H73V249ZM206 248V249H207ZM251 248V247H250ZM254 248V247H253ZM5 249H8V250H5ZM231 251H230V250ZM241 249V250H240ZM252 249V248H251ZM250 249V250H251ZM254 249H256V248H254ZM251 250V252L250 253H252L251 254V256L254 254L253 252L254 251H256V252H258V250H261V248L260 249H257V250ZM14 250L16 251V253L14 252ZM71 250V251H70ZM73 250V251H72ZM90 249H88V254L86 253L87 252V250L85 249V252H84V254L82 253V255H81V257H83V256H85V258H86V256H88V255H90V251H89ZM208 250V249H207ZM234 250V251H233ZM237 250V251H236ZM244 250H246V252L244 251ZM249 250V251H250ZM9 251V252H8ZM209 251H211V250H208V252L207 251H204L205 253L207 252V253H209ZM243 251L245 252V253H243ZM10 253H11V255H10ZM18 253V254H17ZM21 253V254H20ZM57 253V254H56ZM210 253H212V251L210 252ZM14 254V255H13ZM69 254V255H68ZM97 254H99V255H97ZM97 254H93L88 260H86V261H84L82 258H81V261L83 260V262H81V261H79V260H76V261H78L77 262V264H81V263H83V264H104V263H107V261H108V255L106 256V257H104V255L103 254H101V253H97ZM152 254V253H151ZM257 254H259V253H257ZM261 254V253H260ZM4 255V256H3ZM13 255V256H12ZM9 256V257H8ZM8 257V258H7ZM3 258V259H2ZM57 258V259H56ZM7 259H9V260H7ZM61 261V262H60ZM76 261H75V263L74 264H76ZM60 262V263H59Z\"/></svg>",
	"mask_w": 264,
	"mask_h": 264
}]
</instances>
